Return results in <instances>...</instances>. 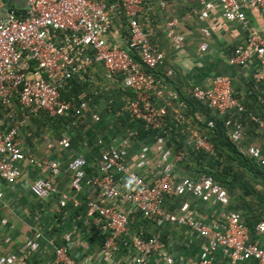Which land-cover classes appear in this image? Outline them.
<instances>
[{"label": "built area", "instance_id": "1", "mask_svg": "<svg viewBox=\"0 0 264 264\" xmlns=\"http://www.w3.org/2000/svg\"><path fill=\"white\" fill-rule=\"evenodd\" d=\"M155 3L26 0L23 15L0 18V203L28 169L33 175L26 179L29 193L40 203L54 200L60 219L85 209L83 222L95 225L104 239L100 250L111 264H147L152 257L164 264H264V217L256 221L253 232L233 193L209 176L190 178L183 168L192 151L214 154L209 129L216 127V121L205 120L207 110L224 119L241 152L264 169V139L258 134L249 140L252 124L264 133V114L247 108L229 76L215 77L209 87L179 90L166 52L148 30ZM218 3L222 17L238 22L248 33L245 44L235 48L228 61L253 66L248 95L264 112V37L247 18V10L264 7V0ZM202 4L195 13L209 20L215 7ZM176 24V20L166 24L167 34L175 46L183 47ZM211 42L205 31L199 48L207 49ZM97 67L122 90L120 100L113 98L108 105L110 110L117 108L109 128L121 131L117 135L107 131V139L96 133L92 139L99 152L88 160L82 154L72 155L70 146L77 136L72 127L95 129L104 122L101 112L88 94L65 100L62 91L67 86L71 90L74 79ZM193 103L202 104L204 110L189 114ZM41 114L69 124L59 135L46 137L33 126L34 120L41 122ZM131 122L139 127H128ZM82 135L89 147L88 134ZM64 151L72 155L66 167L60 158ZM90 161L96 171L92 175L87 173ZM64 175L70 179L68 192L59 187ZM42 211L35 209L34 218L39 219ZM78 226L75 222L74 230L63 233L62 243L35 226L23 246L0 254V264H33L42 240L55 258L36 264H78L70 256L73 247L89 249L81 237L76 238ZM0 227L13 228L7 219L0 220Z\"/></svg>", "mask_w": 264, "mask_h": 264}, {"label": "crops", "instance_id": "2", "mask_svg": "<svg viewBox=\"0 0 264 264\" xmlns=\"http://www.w3.org/2000/svg\"><path fill=\"white\" fill-rule=\"evenodd\" d=\"M202 1L210 3L215 7L210 12L209 20H203L200 18L199 13H195V11H200L203 7ZM25 7L26 0H0V18L8 14H13L14 16H16L15 14L23 15ZM247 18L250 22V27L264 37V7H251L247 10ZM175 20L177 21L175 30L182 35L183 47L175 46L167 34L166 24ZM148 30L152 31L154 42L158 43L166 52L167 64L175 71L174 80L179 90L183 91V89L194 86L209 87L212 85L215 77L229 76L233 81L234 91L244 97L243 102L247 108L255 111V99L248 95V91L250 92V88L252 87L253 66L250 65L244 68L233 66L228 61L231 52L235 48L245 44L248 33L238 22L222 17L218 0H156L152 24H149ZM205 31L211 35L212 42L207 49L202 50L199 48L198 43ZM109 84L113 86L111 81H109ZM94 89L95 91L100 90V93L103 95L106 92L103 89L96 90V87ZM111 89L113 90V87ZM111 95L108 98H103L97 104L98 110H104V99L113 98ZM103 112L106 113V111ZM104 113H101V115L106 124L108 120L105 118ZM258 113L264 114L263 111ZM109 127L112 126H108V130L111 131L112 129ZM108 130L103 131L99 136L107 135L106 132ZM92 136L89 135V138L92 139ZM81 137L83 136L74 138L70 146L72 155L82 154L88 160H92L94 157L93 153L96 155L99 152V147L92 143H89V147H86ZM69 152L64 151L60 156L65 167L72 156ZM30 174V171L26 169L21 181L6 191L5 201L0 203L1 205L6 204V199L8 204L11 203L12 209L10 212L0 210V220L7 219L10 221L11 226H13L12 229L8 230L1 229L0 227V233H5V239L0 243L1 245L4 242L5 246H0V254L13 253L20 246H23L28 238L32 237L31 231L35 226L42 228L47 237H55L57 243H62L61 238L63 233L74 230L76 222L79 223L76 238L81 237L85 243H88L89 249L86 252L82 251L78 246L73 247L70 256L78 264H111L112 261L108 260L100 250L99 240L96 238L97 230L95 225H90L91 227L86 226L83 222V217L75 215V212L70 213L66 219L62 220L56 215L55 209L57 204L54 200L48 199L40 203L39 200L34 199L26 186V179L30 177ZM31 176L33 177L32 174ZM69 183V177L67 175L62 176L59 184L60 190L70 191ZM18 204H21L23 209H19ZM38 208L43 211L41 217L36 219L33 212ZM204 213L208 217L211 215L208 207L205 208ZM79 214L83 215L82 213ZM150 226L148 224V229ZM166 228L167 226H165ZM261 242L264 244V240ZM46 244L44 240L41 241V248L31 259L33 264H36L39 260L48 262L55 258L52 251H47ZM196 246L197 244L193 245L194 252H196ZM185 254L187 255V252ZM147 264L164 263L162 260L152 257Z\"/></svg>", "mask_w": 264, "mask_h": 264}, {"label": "trees", "instance_id": "3", "mask_svg": "<svg viewBox=\"0 0 264 264\" xmlns=\"http://www.w3.org/2000/svg\"><path fill=\"white\" fill-rule=\"evenodd\" d=\"M87 73L83 74V76L79 79L76 78L73 80L72 85L74 87H72L71 90H69V86H67L66 89L62 91L63 98L65 100H70L73 98L77 100L80 95L86 92V90L87 94L90 96V99H93L95 103H99L103 98H108L110 94H112L111 97H113L116 101L120 100V96L122 95L121 88L118 89V84L112 81L111 82L113 86H110L109 81L104 78L101 68L97 67L94 70L92 68ZM94 87H96V90L103 89L106 90V92L103 95L102 93H100V90H97L99 94L96 95ZM111 87H113V90L111 89ZM129 94L132 95L131 92H129ZM188 104L190 103L188 102ZM191 107L192 110H190L189 114L192 115L195 113V111L204 110V106H202V104L200 103H193ZM262 110V107L259 108L255 105V111L257 115L259 114L258 112H261ZM115 112L116 110H114L113 108L111 110H106V113H104V115L106 116L105 118L108 121L111 120ZM204 115L206 121L208 119H213L216 121V127L209 129L210 141L212 142L214 147V154L212 155L204 151H192L190 160L183 163L184 172L186 175L193 179H197L202 176H209L212 179H215V181L224 185L231 193H233L237 197L238 202H236V206L238 209L244 211L246 223H249L251 225V227L253 228L252 231L254 232V224L256 223V221H259L264 217V191H261L257 188V186H259L263 187L264 189V169L255 159L246 156L241 152L239 146L230 138L228 129L225 127V121L222 117L207 110L204 112ZM40 117L42 120L41 122H39V131L46 128L52 130L51 125L56 126V128L54 129H59L60 127H65L66 124H69L68 122H66V120H52L48 116L42 114ZM37 120L38 119L34 120L35 124H37ZM108 126L109 124L106 125L103 122V124L96 126L95 129L89 128L87 129V131L82 130L81 126L72 127L71 132H77L76 137L83 136L82 134L87 133L89 143L93 144V139L89 140V135H93L92 138H95L97 135L96 133L105 131ZM203 126H206V123ZM128 127L138 128L139 124L131 122L128 124ZM98 130L100 131L98 132ZM54 131L55 136L59 135V133L61 132V130ZM120 131V129L114 127L110 132L114 133V135H117L118 133H120ZM174 133L175 131H172V136H175L173 135ZM249 134L250 141H252L254 136L258 134L264 139V133L260 134V132L256 130V126L253 124L250 127ZM103 136H105V139H107L106 135ZM142 137H145V135L143 134ZM92 165L93 163L92 161H90L87 167L88 175H92L94 172H96L95 168ZM235 167H237L238 170H236ZM237 188H240L243 191V200H240V197L236 195ZM249 204H252V206ZM244 208L248 209L245 210ZM84 211V208H82L81 210H76L75 215H80L79 217H83L79 213H82L84 215ZM96 238L97 240H99V246L102 247L104 239H102L98 235Z\"/></svg>", "mask_w": 264, "mask_h": 264}, {"label": "rangeland", "instance_id": "4", "mask_svg": "<svg viewBox=\"0 0 264 264\" xmlns=\"http://www.w3.org/2000/svg\"><path fill=\"white\" fill-rule=\"evenodd\" d=\"M85 94H87V91L85 92ZM89 99H90V96H89ZM111 99H113V98H110L109 100H104L105 102V107H104V110H99L101 113H104L103 111H106V110H110V109H108L109 107H108V105H109V101L111 100ZM90 102L93 104V106L94 107H96L97 108V104L98 103H95V101L92 99H90ZM120 106V103H117V107H119ZM113 109H115L114 107H112ZM111 108V109H112ZM98 110V109H97ZM110 123V120L107 122V124H109ZM51 124V123H50ZM35 128H40V125L39 124H34L33 125ZM51 127H52V130H49L48 128H46V129H42V130H40L39 132H41V133H45L46 134V137H50V136H53L54 135V130H61V127L59 128V129H54V128H56V126H54V125H51ZM38 148H40V147H38ZM235 169L236 170H238V168L237 167H235ZM257 188L259 189V190H261V191H264V189H263V187H259V186H257ZM236 195L238 196V197H240V200H243V191L240 189V188H237V190H236ZM34 201H36V200H34ZM37 202V201H36ZM6 203H7V205H6V207H4L3 208V204L0 206L1 208V210H6L7 212H10L11 211V209H12V207H11V203H9L8 204V202H7V199H6ZM249 205H251L252 206V204H249ZM18 208L19 209H23V206L21 205V204H18ZM249 208V207H248ZM248 208H244L245 210L246 209H248ZM5 239V233L4 232H1L0 233V243H1V241H3ZM5 246V244H4V242L0 245V246Z\"/></svg>", "mask_w": 264, "mask_h": 264}, {"label": "water", "instance_id": "5", "mask_svg": "<svg viewBox=\"0 0 264 264\" xmlns=\"http://www.w3.org/2000/svg\"><path fill=\"white\" fill-rule=\"evenodd\" d=\"M16 16H19V15H17V14H15Z\"/></svg>", "mask_w": 264, "mask_h": 264}]
</instances>
